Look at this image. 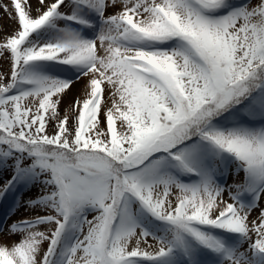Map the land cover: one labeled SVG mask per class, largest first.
I'll list each match as a JSON object with an SVG mask.
<instances>
[{"label":"snow or ice","instance_id":"6c2138e0","mask_svg":"<svg viewBox=\"0 0 264 264\" xmlns=\"http://www.w3.org/2000/svg\"><path fill=\"white\" fill-rule=\"evenodd\" d=\"M0 10V264H264V0Z\"/></svg>","mask_w":264,"mask_h":264},{"label":"rangeland","instance_id":"374dc122","mask_svg":"<svg viewBox=\"0 0 264 264\" xmlns=\"http://www.w3.org/2000/svg\"><path fill=\"white\" fill-rule=\"evenodd\" d=\"M4 2L5 3H9L10 2V0H4ZM0 18H2V21H0V22H2V23H12V22H9L8 21V19H7V17L4 15V13H3V11L2 10H0ZM12 27H15V24L14 23H12Z\"/></svg>","mask_w":264,"mask_h":264}]
</instances>
